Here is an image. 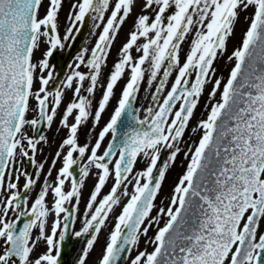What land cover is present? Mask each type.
I'll return each mask as SVG.
<instances>
[{
    "label": "snow or ice",
    "instance_id": "1",
    "mask_svg": "<svg viewBox=\"0 0 264 264\" xmlns=\"http://www.w3.org/2000/svg\"><path fill=\"white\" fill-rule=\"evenodd\" d=\"M61 5L62 0H48L46 14L41 18L39 9L42 0H0V187L5 184L6 169L14 165L17 151L34 164V155H29L28 149L35 153L36 144L45 139L43 135L39 136V141L26 137L23 132L25 126L38 129L43 121L51 125L62 102L61 87L56 88L54 93L48 90L53 79L50 57L58 47L64 46L63 41L73 38L74 27L82 24L89 14L96 13L93 19L103 22L110 0H79L72 6L74 11L69 13V27L63 37L58 30ZM132 5L133 0H116L91 50V58L87 60L90 75L74 71L62 83V87L71 88L74 78L81 82L74 88L76 99L67 105L61 121L69 128V134L60 146L61 151L56 153L57 159L63 157V164L55 182L49 184L46 178L30 210L19 211L15 219H9V213L21 208V193L13 191L0 201L3 205L0 207V264H60L61 244L72 217L66 203L74 198L78 203L84 178L89 175L88 167L94 165L102 171L87 205L89 210L93 209L112 172L109 167L111 158L117 155L118 150V159L114 162V186L99 200L90 218L86 214L82 231L75 233L79 237L101 231L113 205L119 203L117 192L122 185L124 195H128L126 181L137 157L140 154L150 157L146 170L133 177L134 192L118 216L99 261V264H117L126 246L137 243L141 226L149 216L160 189L168 167L165 163L159 170V178L153 182L161 145L173 148L174 142L182 137L206 79L210 77L213 62L218 52L225 49L226 40L232 34L239 11L250 7L254 9L250 25L241 47L230 57H234L236 62L223 86L221 100L211 106L207 119L201 122L203 135L192 153L186 173L174 190L171 204L175 207L167 209L169 219L152 241L154 250L151 253L140 252L132 264H264V234H258V224L264 219V0H146V7L156 5L158 10L154 19L148 15L138 17L135 30L122 47V59L114 65L95 112L97 122L112 96L114 86L129 66L130 79L111 120L91 147L87 163L80 168L79 181L74 177L73 167L84 160L89 151L88 145H79L77 139L80 125L89 117L91 104L86 96L81 95L82 82L86 79L90 81L86 91L92 94L108 54L107 49ZM173 7L175 11L165 16L166 11ZM193 28L196 31L190 54L178 67L175 82L162 102L157 104V110L149 107L144 119L132 115L131 101L135 99L144 76L142 66L150 63L151 83L168 61L163 80L153 96V100L158 101L172 67L180 63V44ZM141 38H145L146 42L138 45ZM42 43L47 45L43 58L33 62L34 51ZM134 46L137 52H142L136 60L130 52ZM78 60L80 64L85 63L83 54ZM193 72L194 81L190 79ZM37 81L38 88L34 87ZM220 84V80L215 81L212 97ZM33 101L38 117L29 120L27 113ZM177 102H180L179 108L174 110ZM74 111L78 114L69 126L68 119ZM126 111L138 127H132L125 133L120 146L109 143L103 154L98 155L101 142L109 132L115 140L117 123ZM65 148L66 153L63 152ZM179 150L176 147L169 160H174ZM55 163L53 160V166ZM43 167V164L39 165V169ZM20 174L27 177L24 189H30L35 180L26 171ZM48 175L51 176V169ZM69 178L71 190L65 191ZM142 178L145 180L143 183ZM17 186L16 182H8L6 188L15 190ZM49 192L54 197L52 212L56 219L50 232H47L45 224L49 208L45 201ZM24 204H27V199ZM61 214H64L63 222ZM24 216L32 218L18 228V222ZM34 228L39 229L35 238L32 236ZM147 230L143 229L145 234ZM96 238L92 235L87 240L79 264H86ZM41 240L46 244V251L34 258L33 253Z\"/></svg>",
    "mask_w": 264,
    "mask_h": 264
},
{
    "label": "rangeland",
    "instance_id": "2",
    "mask_svg": "<svg viewBox=\"0 0 264 264\" xmlns=\"http://www.w3.org/2000/svg\"><path fill=\"white\" fill-rule=\"evenodd\" d=\"M78 2L79 0H62V5L58 13V27L60 28V30H62V32H64L66 28H68L69 12H73L74 9L72 6L74 4H77ZM115 2L116 0H110L109 8L104 13L103 24L108 19L107 17L111 14ZM47 8L48 0H42V6L40 7L39 11V16L41 18L46 14ZM157 10L158 6L156 5H153L152 7H146V0H133V5L131 7L129 15L117 30L114 38L111 41L110 47L107 49L108 54L102 65L101 73L98 77V82L94 92L92 94H89L86 91L87 87L90 86L89 80L86 79L82 82L83 86L81 89V95L86 96L88 100H90L91 104L88 109L90 113L89 117L86 121L82 122L77 132L78 144L81 146L88 145L89 147V151L86 153L85 159L80 162L79 168L87 163L86 157L87 155H90L91 147L95 145L96 140L99 138V133L111 120L116 107H118L119 100L122 97L123 89L130 79L131 71L129 66L126 67L124 74L114 86L112 96L110 97L109 102L105 106V109L101 113L100 119L97 122L95 119V112L98 110L99 102L103 98V94L106 90V85L108 80L110 79L111 73L114 71V65L122 59V47L128 41L130 33L135 30L138 17L141 15H148L150 18L154 19L155 12ZM174 11V7L168 9L165 13V16L171 15ZM253 12L254 9L251 7L246 11H239V17L233 25L232 34L226 40L225 49L218 52L217 57L213 62L210 77L206 79L203 90L198 97L197 105L193 110V114L190 117L187 126L185 127L182 137L178 141L174 142L175 146L173 148H167L161 145L159 159L157 161L155 170L158 168H163L165 163L168 164V167L165 169V175L163 180L161 181L160 189L157 191L156 197L153 200V207L150 210L149 216L146 217L144 224L141 227L137 243L133 245L125 264H132V260L142 251L151 253L154 250L155 245L152 243V241L154 240V237L158 233L159 229L162 228L169 219L167 215V209L172 206L171 201L174 195V190L179 183V180L186 173L188 164L191 161L192 153H194L195 147L198 145L199 140L203 135L204 130L200 127V124L202 121L207 119L211 111V106L217 102H220L221 100L223 86L227 82L231 70L235 66L236 62L234 57L231 59L230 57H232V54L235 50L241 47L244 34L250 25V18L253 15ZM93 14L96 15V13ZM195 31L196 29L193 28L192 31L187 34L185 36V39L181 42L180 49L178 51V59L180 63L179 65H174L172 67L171 73L167 78L164 89L159 93L158 101H154L153 96L154 94H156L157 86L160 84L161 80H163V71L164 68L168 67V61H165V63L161 67L160 72L157 74L156 79L152 80L151 83H149V80L151 79L150 63L146 62L142 66V69L144 70V76L139 83L138 90L140 94L141 104L146 107V110L152 105L162 102V98L166 96L168 91H170L172 84L175 82V77L178 74V67L182 66V64L186 61L187 55L190 54L191 44L193 39H195ZM144 42H146L145 38H141L140 40H138L137 44L141 45ZM46 49L47 45L42 43L39 49L34 51V62H38L43 58V54ZM130 52L134 60L138 59L139 56L142 55V52L136 51V46H134L130 50ZM79 70H81V72L85 75L87 73H89L88 75H90V69H87L85 66H81ZM67 75L68 73H66L64 76ZM194 77L195 73L193 72L191 80H193ZM54 80H56V78H54ZM216 80H220L221 84L220 87L216 89L215 96L212 97L211 93L213 88L215 87ZM65 81L66 78H64V82ZM80 84L81 82L74 78L73 86L71 88L62 87V102L57 108L56 115L54 116L51 125H48L46 122V126L41 133V135H43L45 139L37 143L35 153L28 149L29 155H34L35 163H30L27 158H24L20 155L19 150L17 151L14 165L6 169L5 184L3 187H0V201H4L11 195L13 191H19L21 193L24 190L23 186L26 182L27 177L21 175V172L26 171L35 180V183L30 189H28L27 192V210H30L31 204L35 201V199L38 198V195L44 186L46 178L49 184L55 182L57 173L63 164V157L61 156L59 159H57L56 153L58 151H61L60 146L63 143V140L66 139L69 134V128L65 127L64 124L61 123V121L63 119V115L67 105L69 103H72L76 99L74 95V88ZM34 87H39L38 81L36 82ZM179 103L176 105V109L174 110H177L179 108ZM76 114L78 113L74 111L73 115L69 117V126L74 122V117ZM37 117L38 112L36 111L35 101H33L31 110L27 113V119L31 120ZM23 132L26 137L35 139L34 128L31 125H26L23 129ZM111 137V132H109L105 136L104 140L101 142L100 149H98V155H102L106 150ZM24 147L26 149L28 148L26 141L24 143ZM176 147L180 149L179 152L176 154L174 160H169L171 153L175 151ZM66 151L67 148L63 150L64 153H66ZM74 156H78V154H74ZM116 158L112 161L111 164H109L110 170H112V172L106 180L104 187L101 189V192L97 197V202H95L93 205V209L89 210L87 205L90 201L91 193L94 191L95 185L98 183V174L102 171L96 169L94 165H90L88 167L89 175L84 178V184L80 189V197L78 203L76 202L75 198L72 201L66 203V207H73L75 210L73 236L77 238V244L73 260L66 261L64 257L63 264H79V257L82 255L83 250L87 247V240L90 239L92 235H96L97 238L93 245V248L89 250V255L86 258V264H99L106 245L109 242L111 232L114 230L117 218L121 214L123 207L130 199L131 194L134 192L135 180L133 179V177H135L137 173L146 170V168L150 164V157H145L143 154H140L132 172L129 174L128 181H126L128 195H124V186L122 185L117 192L119 203L113 205L112 211L108 214V217L105 221V224L102 226L101 231L98 234L90 232L88 234H83L77 237L75 233L82 231L86 219V214H88V218H90V213L94 211V208L98 205L99 200L102 199L104 195L109 194L111 188L114 186V162ZM53 160L56 161L55 166H53ZM40 164L44 165L42 170L39 169ZM49 169H51V176L48 175ZM37 172H39L38 176L36 175ZM17 177H19L18 180ZM8 182H16L18 185L17 189H7L6 185ZM143 182H145V180L142 178L141 183ZM64 188L65 191L71 190V178L66 181ZM45 203L49 208V215L46 217L45 228L47 232H50L51 229L48 223L50 221L49 219H51V214H53L52 208L54 204V197L51 192H49L48 196L46 197ZM2 206L3 205L0 204V207ZM161 209H163L164 211L161 212ZM19 211L20 209L11 211L9 213V219H15ZM63 215L64 214H61V220L63 218ZM262 225H264V219ZM144 228L148 229L146 234L143 231ZM38 235L39 229L34 228L32 230L33 238L37 237ZM45 251L46 244L43 240H41L39 241L38 246L35 248L33 257L35 258Z\"/></svg>",
    "mask_w": 264,
    "mask_h": 264
},
{
    "label": "flooded vegetation",
    "instance_id": "3",
    "mask_svg": "<svg viewBox=\"0 0 264 264\" xmlns=\"http://www.w3.org/2000/svg\"><path fill=\"white\" fill-rule=\"evenodd\" d=\"M94 16L95 15L91 13L85 17L82 24L79 23L76 24V26L73 29V38L69 39L68 41H63L64 46L62 48L58 47L54 51V54L50 57V65L53 66L52 68L53 79L50 82V85L48 86V90L50 93L51 92L54 93L56 88L58 87L62 88V83L64 82V78H67V76L72 75L74 71L81 72V70H79L81 66H85L87 69H89L87 67V60L91 58V50L94 48L95 44L97 43L99 35L103 30V26L107 21L106 20L105 23L103 24V22L93 19ZM109 16L107 18H109ZM97 24H99V27H97ZM58 30H59V35L63 37L64 34L66 33L67 28L64 32H62V30H60L59 27ZM81 54H83V58L85 61L84 64H80V61L78 60V57L81 56ZM33 62H34V55H33ZM78 64H80L79 68H77ZM66 73H68V75L64 76ZM88 74L89 73H87L86 75ZM54 78H56V80H54ZM138 104L140 106V116L142 119H144L145 116L148 115L147 113L148 109L146 110V107L141 104L140 94L138 97ZM157 104L152 105L151 108H153V110H157ZM262 222L263 219L260 220L258 224V234H264V225H262ZM69 260H73V259L70 258Z\"/></svg>",
    "mask_w": 264,
    "mask_h": 264
},
{
    "label": "water",
    "instance_id": "4",
    "mask_svg": "<svg viewBox=\"0 0 264 264\" xmlns=\"http://www.w3.org/2000/svg\"><path fill=\"white\" fill-rule=\"evenodd\" d=\"M138 97H139V90H137L136 93H135V99H133L131 101V105H132L131 113H132V115L137 116L139 119H142L141 116H140V106L138 104ZM178 103L179 102H177V104ZM132 115H130L129 112L126 111L121 116V119L117 123V133H116L115 140H113V135H112L111 140H110L109 143H114L116 146H120L122 141H123V139H124L125 133L128 132L130 130V128H132V127H138V125H136L135 121L132 119ZM45 126H46V121H43L39 125L38 129H34V136H35V139L37 141H39V136L41 135V133L44 130ZM144 127H146V125ZM118 155L119 154H118V150H117V155L111 158L112 161L116 157H117L116 159H118ZM138 157H137V159H138ZM137 159H136V161H137ZM136 161L134 163V166L136 164ZM79 164L75 165L73 167V169H72L73 175L77 179V181H79L80 176H81ZM134 166H133V168H134ZM159 170H160V168L156 169L153 172V182H155V180L159 178ZM27 192H28V190H25V189L21 192V197H20V201H19V203L21 204L20 211L21 210L27 211V204H24V200L27 199ZM69 209L72 212V217H70V219L68 221L69 229L67 230V233L65 234V239L63 240V242L61 244L60 264H63L64 257H65L66 261H68L70 258L73 259L74 252H75V249H76V244H77V238L75 236H73V224H74V218H75V210H74L73 207H70ZM31 218L32 217H29V216L22 217L19 220L17 227L18 228L22 227L23 223L27 222V220H29ZM132 247H133V245L126 246V251L121 254L120 258L117 261V264H125L126 263L127 258L129 256L131 250H132Z\"/></svg>",
    "mask_w": 264,
    "mask_h": 264
},
{
    "label": "bare ground",
    "instance_id": "5",
    "mask_svg": "<svg viewBox=\"0 0 264 264\" xmlns=\"http://www.w3.org/2000/svg\"><path fill=\"white\" fill-rule=\"evenodd\" d=\"M55 216H54V214H51V219H49L50 221H49V227H50V229H51V226H52V224L54 223V221H55Z\"/></svg>",
    "mask_w": 264,
    "mask_h": 264
}]
</instances>
